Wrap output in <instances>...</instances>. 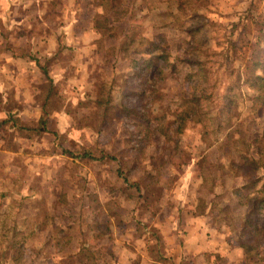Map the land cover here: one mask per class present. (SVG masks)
I'll return each instance as SVG.
<instances>
[{
    "label": "rangeland",
    "instance_id": "374dc122",
    "mask_svg": "<svg viewBox=\"0 0 264 264\" xmlns=\"http://www.w3.org/2000/svg\"><path fill=\"white\" fill-rule=\"evenodd\" d=\"M49 2L36 6L46 25L76 23V42L61 35L44 61L55 81L46 138L20 141L27 131L12 130V121L0 127V241L17 221V241L28 238L26 264H113V241L100 246L94 237L159 240L158 216L170 222L183 205L240 247L250 189L230 165L238 156L232 140L234 131L253 133L250 156L257 155L264 108L248 80L264 75V0H195L184 14L173 0H118L129 11L119 31L95 28L98 0ZM50 36L36 38L50 45ZM125 41L134 44L131 56L119 52ZM150 62L137 77L136 66ZM42 88L45 97L49 84ZM227 97L233 110L222 114ZM20 103L0 96V109L18 111ZM191 108L196 113L180 121ZM63 237L80 243H59ZM257 245L260 256L244 264H264V242ZM9 257L0 264H14Z\"/></svg>",
    "mask_w": 264,
    "mask_h": 264
},
{
    "label": "crops",
    "instance_id": "0c3cea01",
    "mask_svg": "<svg viewBox=\"0 0 264 264\" xmlns=\"http://www.w3.org/2000/svg\"><path fill=\"white\" fill-rule=\"evenodd\" d=\"M49 1L0 0V25L2 26L0 28V72L2 73L0 76V96L5 102L10 98H17L18 101H21L18 111H16L17 109L13 111L12 109H0V120L8 121L11 119L12 126L10 128L12 130L16 129V126L13 125L14 118L19 119L20 123L26 126L34 120L36 124L29 125L31 127L36 126L40 121L49 106H44L45 97H42V87L48 84V77L43 71L46 66L44 63L50 60V56H53V50L57 51L58 44L56 42L59 41L61 35L63 41L67 42L69 46L74 47L76 42V39L71 38L70 35L71 28L78 30L75 27L76 23H72L74 26L69 27L67 24L61 28L46 25V16L41 12L43 9L39 7L46 5ZM32 7H35L33 13H31ZM66 9L67 7H65ZM68 12L69 9L66 13ZM89 31L91 33V30ZM42 32L51 34L48 39H44L49 41L50 45L36 38ZM38 44L45 46V53L38 54L40 51ZM29 72L31 75L27 74ZM49 77L54 80L50 74ZM47 112L49 111L47 110ZM48 133L47 129L46 132L35 138L37 140L42 137L46 138ZM19 139L20 141H30L33 138L25 136V138ZM85 207L86 209L90 208L88 203H85ZM182 208L183 205L177 209L176 213L174 212L177 215H172L170 222L163 216H158L156 227L161 230L163 235L159 240L152 237H114V239L112 237L113 240L111 237H94V239L100 246L113 241L112 246L116 247L113 251L116 256V259L112 261L113 264L245 263L246 254L242 248L231 241L229 237H226L224 232L215 229L207 216H196L194 213L188 216L187 213L181 211ZM70 241V247L80 243L76 237L71 238ZM82 243L83 248L86 249V242ZM156 244L160 245V251L154 250ZM102 249L103 247H99L98 251Z\"/></svg>",
    "mask_w": 264,
    "mask_h": 264
},
{
    "label": "trees",
    "instance_id": "16d2710c",
    "mask_svg": "<svg viewBox=\"0 0 264 264\" xmlns=\"http://www.w3.org/2000/svg\"><path fill=\"white\" fill-rule=\"evenodd\" d=\"M100 2V5L103 9V14L100 16V19L97 22V26L95 27L97 30L99 29H107L108 31H119L120 27L117 26V24L123 23L124 19L126 18V15L129 13L128 9L123 6L118 0H98ZM177 6V11L180 13H187L188 8L190 5L194 4L195 0H173ZM193 14H197L196 12H193ZM198 17V16H197ZM196 17V18H197ZM113 24V25H112ZM203 27H197L193 28L192 33H198L202 31ZM192 30V29H191ZM124 31V30H123ZM122 32V30L120 31ZM102 34V33H101ZM134 44L131 41H125L124 44L120 47V53H126L127 56L132 55V47ZM137 52V51H136ZM150 51H148L149 53ZM159 58H165L164 56H159ZM152 66V62L148 63L147 65H138L136 66V73L135 75L137 77H142L146 73V69H149ZM261 69L264 70V63H261ZM44 73L48 77V84H49V90L46 93L45 96V102L44 106H48L50 101L53 100L54 95L53 92V80L49 77V73L47 69L43 68ZM250 82V87L256 90V95L253 97L254 104L258 106L261 105L264 108V75L260 74H254L249 77L248 84ZM229 97H227L228 101ZM234 103L232 101H228V103L225 105V108H228V110L223 109L222 114L224 113H230L231 110H233ZM194 111V112H193ZM198 111V110H197ZM45 114L42 116L40 121L37 123L36 126H26L22 125L20 123L19 119H13V125L18 126V130L20 131H27L28 135H26L27 138H34L40 136V134L47 131V108L44 112ZM190 113L195 114L196 110L192 109L189 111H184L180 114L178 119L180 121L185 120L186 118L190 117ZM8 121L0 122V127H3L9 123ZM21 125H20V124ZM184 123V122H183ZM220 130L222 126H219ZM178 131H181V127H178ZM220 132V131H219ZM235 134V135H234ZM238 134V135H237ZM253 133H243L234 131L233 132V139L236 138V140L233 141V145L236 146V153H238L235 158V160L230 165L233 167V169L236 170H242L243 177L247 181L246 185L243 186V189H250L248 195L245 196L244 199V206L247 207L248 215L247 219L244 223V226L242 228V238H245L244 241L240 243V247L246 254V261H250L251 259H254V255L260 256V248L257 244H261L264 242V224H261V215L264 213V126H263V133L259 138H256L254 143L257 145V155L252 158L250 156V152L252 149V143H250V136ZM231 140V136L228 138ZM254 140V139H253ZM88 153L84 155L86 157ZM121 170V167H120ZM133 187V185H132ZM252 190V191H251ZM237 192H240V190H237ZM242 196V195H241ZM54 219V218H53ZM5 225V224H4ZM247 233H246V232ZM4 234H1L2 237H4V241H0V248L6 249V254L2 253L1 258L2 259H8L7 256H12V261L14 264H26L25 263V242L28 238H25L23 242L17 241V236L21 233V230L19 228V225L17 221L13 222L11 226L7 228H3ZM69 237H63L62 239H58V242H66V245L70 244ZM4 244V245H3ZM71 246V245H70ZM81 251H85L87 249L81 248ZM9 257V258H10ZM72 257V256H71ZM82 261V260H81ZM251 263V261H250Z\"/></svg>",
    "mask_w": 264,
    "mask_h": 264
}]
</instances>
